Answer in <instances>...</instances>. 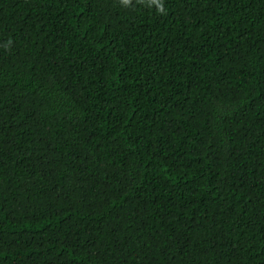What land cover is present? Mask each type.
Here are the masks:
<instances>
[{
	"label": "trees",
	"instance_id": "16d2710c",
	"mask_svg": "<svg viewBox=\"0 0 264 264\" xmlns=\"http://www.w3.org/2000/svg\"><path fill=\"white\" fill-rule=\"evenodd\" d=\"M0 264H264V0H0Z\"/></svg>",
	"mask_w": 264,
	"mask_h": 264
},
{
	"label": "clouds",
	"instance_id": "9594fccd",
	"mask_svg": "<svg viewBox=\"0 0 264 264\" xmlns=\"http://www.w3.org/2000/svg\"><path fill=\"white\" fill-rule=\"evenodd\" d=\"M124 2H125V3H128V0H124ZM157 2H158V0H157ZM160 8H161V11H163V7H162V5H160Z\"/></svg>",
	"mask_w": 264,
	"mask_h": 264
}]
</instances>
